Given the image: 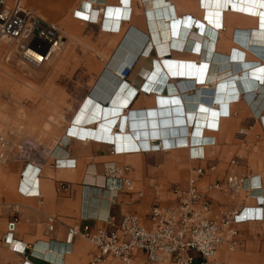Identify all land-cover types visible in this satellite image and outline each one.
Wrapping results in <instances>:
<instances>
[{
    "label": "crops",
    "instance_id": "crops-1",
    "mask_svg": "<svg viewBox=\"0 0 264 264\" xmlns=\"http://www.w3.org/2000/svg\"><path fill=\"white\" fill-rule=\"evenodd\" d=\"M21 2L65 36H83L85 45L71 51L92 55L75 72L85 76L81 104L69 111L56 146L37 156L42 164L0 166V264H93L90 241L77 236L67 244L71 228L94 233L109 216L127 214L150 228L156 191L169 198L173 182L197 178L198 168L205 170L198 188L212 200L210 219L239 213L232 226L239 244L233 251L223 244L215 261L264 264V0ZM101 111L103 134H67L82 113ZM176 141L189 144L176 148ZM155 145L167 149L152 151ZM111 164L130 168L141 196L122 192L111 202L113 184L104 177ZM229 176L247 179L245 190L210 189ZM31 188L39 194H28Z\"/></svg>",
    "mask_w": 264,
    "mask_h": 264
},
{
    "label": "built area",
    "instance_id": "built-area-1",
    "mask_svg": "<svg viewBox=\"0 0 264 264\" xmlns=\"http://www.w3.org/2000/svg\"><path fill=\"white\" fill-rule=\"evenodd\" d=\"M0 4V42L4 39L22 42L21 49L26 47L40 56V66L62 49L64 43L58 29L25 10L21 0H15L12 6H6L1 0ZM128 73L124 72L123 77H127ZM186 146L188 144H176V148ZM166 149L167 146L155 145L151 150ZM32 152V148L19 146L15 154L10 135L0 134V164L12 161L27 165L39 161L42 164V160H37ZM193 159L202 160L199 155ZM129 172V167L116 164L106 166L104 177L113 184L112 203L122 192L142 195V192L135 191L128 178ZM195 172L197 178L171 186L169 198L163 196L162 190L156 191L155 203L148 216L150 228L145 227L137 215L127 214L120 219L109 216L103 221L104 226L94 233L89 226H84L82 230L71 228L67 244L72 245L77 236L90 241L96 248L93 264L107 258H115L121 264H226L216 262L215 256L225 243L232 251L237 248L239 233L232 226L238 223L239 213L223 210L220 221L210 219L212 200L198 188V178L204 176L205 170L198 168ZM246 181L245 178L229 176L225 181L213 184L210 189L235 194L245 190ZM62 189H66V186L63 185ZM49 221L53 223L52 218ZM16 223L14 221L8 226L6 242L9 245H12ZM49 231H53V227L50 226Z\"/></svg>",
    "mask_w": 264,
    "mask_h": 264
},
{
    "label": "rangeland",
    "instance_id": "rangeland-1",
    "mask_svg": "<svg viewBox=\"0 0 264 264\" xmlns=\"http://www.w3.org/2000/svg\"><path fill=\"white\" fill-rule=\"evenodd\" d=\"M22 6L29 10L25 2ZM58 31L63 38L62 49L39 68L22 60V42H0V134L10 135L15 154L19 146L32 148L36 156L52 150L66 132L69 111L81 104L85 76L75 72L92 54L71 51L85 45L83 36L69 37ZM177 183L180 181L173 182Z\"/></svg>",
    "mask_w": 264,
    "mask_h": 264
},
{
    "label": "bare ground",
    "instance_id": "bare-ground-1",
    "mask_svg": "<svg viewBox=\"0 0 264 264\" xmlns=\"http://www.w3.org/2000/svg\"><path fill=\"white\" fill-rule=\"evenodd\" d=\"M219 4V3H218ZM221 5V4H220ZM240 8H241V5H239ZM217 7V6H216ZM220 8V7H219ZM244 8V7H243ZM245 10V9H244ZM122 11V10H121ZM91 13V12H90ZM95 13V12H93ZM105 13V9L103 10V14ZM109 16H112L114 17L115 14L110 11L107 12ZM33 14V13H32ZM117 14V13H116ZM35 15V14H34ZM94 15V14H93ZM36 16V15H35ZM91 16V14H90ZM117 16H119L117 14ZM37 17V16H36ZM94 17V16H93ZM92 18V17H91ZM169 27V26H168ZM162 29V27H161ZM22 51V60L25 62V64H28L29 66H34V67H40V65L38 64V60H39V55L36 54L35 52H32L31 50H28L26 47H22L21 49ZM45 60V59H44ZM126 85V84H125ZM121 93V91H120ZM89 102V101H88ZM92 103V102H91ZM85 107V106H83ZM94 107V106H93ZM100 107V106H99ZM81 108V107H80ZM92 108V107H91ZM85 117V118H83ZM75 118V117H74ZM73 118V120H74ZM76 123L75 124H72L69 126V129L67 131V134H71V135H80L82 134L80 137L82 138H85L87 137V135H90L91 132H93L95 135H101L104 133V130L103 128L105 124H107V120H106V115L104 116L102 111L100 114H98L96 117L95 116H90V115H84L83 113L80 115V117H77L75 119ZM95 122H97L96 124H98V127L97 125L96 126H92L91 124H94ZM116 123H114L115 125ZM91 130H94V131H91ZM103 130V131H101ZM103 132V133H102ZM115 135V133H114ZM177 143H180L179 141H176V144ZM174 143V145H176ZM189 144V143H188ZM33 153V152H32ZM36 154V153H33V155ZM35 158L37 159V156L34 155ZM34 163V162H33ZM32 168V167H31ZM36 168V167H35ZM26 171V170H25ZM38 172V171H37ZM25 173H28V172H25ZM32 174V173H31ZM25 175V174H24ZM35 175V174H34ZM27 176V175H26ZM29 176V175H28ZM34 179V178H33ZM25 180V179H24ZM29 181H31L29 179ZM24 184V183H23ZM28 194H31L33 196H37L39 194V191L36 192V189L34 188H31L29 190V192H27Z\"/></svg>",
    "mask_w": 264,
    "mask_h": 264
},
{
    "label": "snow or ice",
    "instance_id": "snow-or-ice-1",
    "mask_svg": "<svg viewBox=\"0 0 264 264\" xmlns=\"http://www.w3.org/2000/svg\"><path fill=\"white\" fill-rule=\"evenodd\" d=\"M78 15H79V13H78Z\"/></svg>",
    "mask_w": 264,
    "mask_h": 264
}]
</instances>
